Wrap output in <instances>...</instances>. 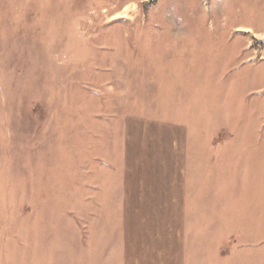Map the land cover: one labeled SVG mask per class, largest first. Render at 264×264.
Wrapping results in <instances>:
<instances>
[{"label": "rangeland", "instance_id": "obj_1", "mask_svg": "<svg viewBox=\"0 0 264 264\" xmlns=\"http://www.w3.org/2000/svg\"><path fill=\"white\" fill-rule=\"evenodd\" d=\"M166 92L260 101L264 137V0H0V264H85L92 213L121 211L125 119Z\"/></svg>", "mask_w": 264, "mask_h": 264}, {"label": "crops", "instance_id": "obj_2", "mask_svg": "<svg viewBox=\"0 0 264 264\" xmlns=\"http://www.w3.org/2000/svg\"><path fill=\"white\" fill-rule=\"evenodd\" d=\"M164 95L160 114L125 119L121 211L115 228L92 213L85 264H263L261 102L233 119L231 105Z\"/></svg>", "mask_w": 264, "mask_h": 264}]
</instances>
